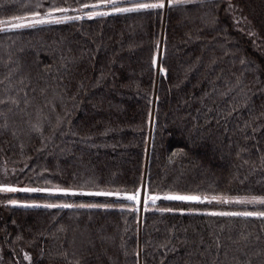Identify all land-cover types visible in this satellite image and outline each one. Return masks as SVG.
Here are the masks:
<instances>
[{"label":"trees","instance_id":"16d2710c","mask_svg":"<svg viewBox=\"0 0 264 264\" xmlns=\"http://www.w3.org/2000/svg\"><path fill=\"white\" fill-rule=\"evenodd\" d=\"M164 4L0 0L47 16L0 31V264H264V218L208 214L264 205L163 199L264 198V0Z\"/></svg>","mask_w":264,"mask_h":264},{"label":"snow or ice","instance_id":"6c2138e0","mask_svg":"<svg viewBox=\"0 0 264 264\" xmlns=\"http://www.w3.org/2000/svg\"><path fill=\"white\" fill-rule=\"evenodd\" d=\"M105 3H110L114 6V10L117 12H130L134 10H140V9H159L165 7L164 0H158L156 3H143V4H138L135 6V8H119L116 7V0H104ZM184 2V0H169V3H181ZM84 7H89V5H84ZM91 7H97V5H92ZM60 11H63L62 9ZM100 15H107V13H99ZM38 15V14H37ZM13 19H20L14 17ZM73 19H79V17H73ZM46 21L44 20H35L30 22L27 26L31 27L34 24L38 23H45ZM54 22H59L54 21ZM0 24H10V27L15 29V28H21L25 27L26 25L21 24V23H10V21H0ZM9 30L8 28H0V31H7ZM25 191H37V189H24ZM0 191H16V189L13 188H3L0 189ZM65 192V194H71V195H76L77 193L71 192L69 193L68 190H61ZM87 195H97V196H113V195H119V193H112V192H96V193H85ZM139 193L132 194V195H127L126 199L129 201H137ZM152 202L154 203L157 199H161L160 196L153 195L150 197ZM163 199L165 200H177V201H194V202H203L207 200L208 203H212L213 201L217 202H223V203H244V204H261L264 205V198H257V197H252L251 199H240L236 198L234 200H230L227 197H217L213 196L211 199L208 197H201L197 195H165L163 196ZM39 206V205H36ZM77 207H102V205H95V204H79L76 205ZM44 207H63V208H71L73 207L72 204H62V205H53V204H48L44 205ZM209 215H218V216H243V217H257V218H264V211H244V212H211L208 213Z\"/></svg>","mask_w":264,"mask_h":264},{"label":"rangeland","instance_id":"374dc122","mask_svg":"<svg viewBox=\"0 0 264 264\" xmlns=\"http://www.w3.org/2000/svg\"><path fill=\"white\" fill-rule=\"evenodd\" d=\"M167 4H168V1H167ZM96 8H94V9L96 10ZM86 10H89V9H86ZM93 12L94 11L89 12V13L92 15V14L95 13V12L94 13ZM46 18H47V16H44V15H30V16L22 17L20 19H12V20L10 19V20H6V21H10V23H24L26 25V24H29L32 21H35V20H44V21H46ZM7 25H10V24H0V28L1 27L3 28L4 26H7ZM163 40H164V32L162 34V43H163ZM156 102H157V93L155 94L154 110H153V115H152L153 117L155 115ZM144 184H145V182H144ZM3 188H11V187H1L0 186V189H3ZM144 188H145V185H144L142 191L139 192L138 199L136 201L137 208L140 211H142L144 209V207L146 206V204H147V194L144 192ZM141 221H142V218H141Z\"/></svg>","mask_w":264,"mask_h":264},{"label":"bare ground","instance_id":"6f19581e","mask_svg":"<svg viewBox=\"0 0 264 264\" xmlns=\"http://www.w3.org/2000/svg\"><path fill=\"white\" fill-rule=\"evenodd\" d=\"M158 69H159V74H160V72H161V68H160V65H159V68H158Z\"/></svg>","mask_w":264,"mask_h":264}]
</instances>
